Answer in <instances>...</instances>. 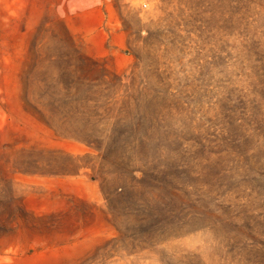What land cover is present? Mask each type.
<instances>
[{"label":"rangeland","instance_id":"1","mask_svg":"<svg viewBox=\"0 0 264 264\" xmlns=\"http://www.w3.org/2000/svg\"><path fill=\"white\" fill-rule=\"evenodd\" d=\"M0 264H264V0H0Z\"/></svg>","mask_w":264,"mask_h":264},{"label":"built area","instance_id":"2","mask_svg":"<svg viewBox=\"0 0 264 264\" xmlns=\"http://www.w3.org/2000/svg\"><path fill=\"white\" fill-rule=\"evenodd\" d=\"M145 6V4H143Z\"/></svg>","mask_w":264,"mask_h":264}]
</instances>
